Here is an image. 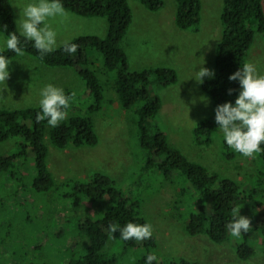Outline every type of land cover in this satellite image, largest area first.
<instances>
[{
  "label": "rangeland",
  "instance_id": "rangeland-1",
  "mask_svg": "<svg viewBox=\"0 0 264 264\" xmlns=\"http://www.w3.org/2000/svg\"><path fill=\"white\" fill-rule=\"evenodd\" d=\"M164 1V7L151 10L139 0H129L133 20L122 46L128 54L130 69L171 66L177 70L175 83L161 85L153 81L150 85L151 92L159 94L162 100L156 120L173 146L211 170L239 182L249 195L240 214L250 217L251 222L259 214L255 223L259 225L264 220V207L258 208V203L264 202L262 153L245 158L234 152L226 147L219 128L211 142L200 143L194 134L195 125L215 113L213 98L194 77L200 67L216 71V50L225 28L224 0H202L198 29H180L175 22L176 1ZM93 18L82 23L79 33L104 37L107 18ZM49 22L63 33L64 40L73 39L67 32L68 19L59 22L61 25ZM6 36L0 33V41ZM89 51L91 66L104 85L102 106L92 114L99 141L96 145L70 144L60 148L47 136L48 163L56 180V186L47 192H39L33 186L37 170L32 151L28 150L27 160L18 164V179L7 172L0 173V264H69L74 251L78 257L84 255L90 241L80 234L77 223L87 216L101 217L110 202L88 197L79 200L73 188L76 182H89L97 172L114 178L125 194L140 201L158 243V261L152 264H264V233L259 230L252 235L255 255L247 260L237 253L242 236L237 240L229 234L227 240L216 242L206 234L188 232L187 223L197 207L198 194L179 174L166 178L158 168L144 169L148 156L140 144L137 114L134 109L122 106L115 88L116 72L107 69L102 53L95 48ZM249 54L246 62L255 63L264 74L262 33H256ZM11 60L7 87L0 91V107L39 105L40 90L49 83L74 92L66 119L86 110L96 100L95 95L87 93L85 80L71 67L48 66L26 52ZM4 87L0 85V89ZM21 139L16 136L1 143L0 154L17 152ZM106 250L116 258L113 264H145L144 249H126L114 235Z\"/></svg>",
  "mask_w": 264,
  "mask_h": 264
},
{
  "label": "trees",
  "instance_id": "trees-1",
  "mask_svg": "<svg viewBox=\"0 0 264 264\" xmlns=\"http://www.w3.org/2000/svg\"><path fill=\"white\" fill-rule=\"evenodd\" d=\"M151 10H159L165 5L164 0H139ZM175 22L180 29H198L201 22L202 0H175ZM64 7L83 16H102L108 21L107 33L104 37L92 34L76 36L70 43L78 45L75 54H68L63 47L47 54L43 59L39 52L27 42L23 46L25 52L40 59L48 66L73 68L85 80L86 91L95 95L96 100L86 110L78 111L69 119L62 121L59 126L51 127L47 120L37 121L36 116L41 112L40 105L18 108L0 107V144L10 138L19 136L20 146L12 154H0V173L7 172L18 179L16 169L18 164L25 162L28 150L32 151L37 174L33 186L39 192H47L56 186V180L48 163L49 146L46 137L49 136L53 145L64 148L68 145H96L99 135L95 129L92 114L102 106L104 85L94 69L90 48L100 51L108 70L116 72L115 88L124 109H134L137 114L140 144L147 151L144 169L158 168L170 178L173 173L185 177L186 182L198 194V203L191 212L187 230L191 235L206 234L216 242H223L229 237L225 225L232 219V209L242 206L249 201L238 181L211 170L204 163L191 159L180 148L173 146L167 133L156 120L162 100L159 94L152 93L150 85L153 81L161 85L175 83L178 72L174 67L162 66L141 70L130 69L129 57L122 46V41L133 20V10L129 0H61ZM16 12L11 0H0V33H7L2 25L8 26V32L15 31ZM224 31L218 43L215 56V76L202 83L203 89L218 104L235 99L239 93V81H230L229 75L237 71L246 62L256 33L264 35V0H224L222 10ZM256 27V29H255ZM23 42V37H21ZM9 59L16 57L12 51L3 53ZM156 79V80H154ZM234 89L231 95L228 89ZM72 95V90L65 91ZM219 128L212 117L203 119L194 127L196 141L211 142L215 131ZM226 147L227 144L225 142ZM264 148V144L261 145ZM229 148V147H228ZM264 158V153H262ZM73 188L77 199L88 197L96 201L107 200L109 209L99 218L87 216L81 218L77 228L81 235H86L90 241L87 252L77 256L75 251L69 264H113L116 258L106 250L111 236L122 240L126 249L142 248L145 262L148 254L157 250V238L138 243L134 240H123L117 230L110 234L109 225L118 223L123 227L128 222L149 223L141 209L139 200L125 194L111 176L97 172L89 182H76ZM73 196V195H72ZM258 208L264 207V202L258 203ZM256 207V206H254ZM259 214L254 215L252 228L243 233L237 244V253L241 259L247 260L255 255L253 233H264V220L259 225L256 221ZM156 262V261H153ZM195 264V263H194Z\"/></svg>",
  "mask_w": 264,
  "mask_h": 264
},
{
  "label": "clouds",
  "instance_id": "clouds-1",
  "mask_svg": "<svg viewBox=\"0 0 264 264\" xmlns=\"http://www.w3.org/2000/svg\"><path fill=\"white\" fill-rule=\"evenodd\" d=\"M16 7L19 8V18L15 20L19 35L15 31L8 32V26L2 25L7 36L0 41V85L5 86L0 91L7 87L9 66L12 63L3 53L12 51L18 57L23 56V45L32 42L43 59L61 47L57 43L58 32L49 21L59 18V22L64 23L69 15L61 0H30L29 3ZM62 47L68 54H75L78 49V45L68 40L62 42ZM214 76V70L200 67L194 78L202 84L205 77ZM228 79L239 81L240 90L234 104L228 101L216 106L215 121L229 148L245 158H255L257 154L264 153V148L261 147L264 144V74L258 71L255 63L247 61L230 74ZM233 91L234 89L229 88L228 94L231 95ZM40 97L41 112L37 114L36 120H47L51 127L59 126L67 118L73 96L66 94L63 88L49 83L40 90ZM242 207L232 209V219L225 225L230 236L237 240L252 228L251 218L240 214ZM108 227L110 234L119 230L121 238L126 241L142 243L153 237V226L150 223L128 222L123 227L112 223ZM153 261H158L155 252L147 255L145 264H152Z\"/></svg>",
  "mask_w": 264,
  "mask_h": 264
},
{
  "label": "crops",
  "instance_id": "crops-1",
  "mask_svg": "<svg viewBox=\"0 0 264 264\" xmlns=\"http://www.w3.org/2000/svg\"><path fill=\"white\" fill-rule=\"evenodd\" d=\"M12 3H13V6L15 8V12H16V19L19 18L18 16V13H19V8L16 7V5H24V4H27L30 2V0H11ZM68 12V28H67V32L70 34V38H75L76 36H79L80 34H86L87 32H84V33H79L81 32L80 28H81V25L82 23H88L90 21V19H94L93 17H97V16H83V15H79L77 13H74L73 11L65 8ZM59 19V18H57ZM56 22L61 25L59 23L58 20H56ZM78 29L77 33H71L73 30H76ZM57 32H58V36H57V43L58 45H62V42L65 41L64 38H63V33L59 30V29H56ZM250 56V54H249ZM45 85V84H42V86Z\"/></svg>",
  "mask_w": 264,
  "mask_h": 264
}]
</instances>
